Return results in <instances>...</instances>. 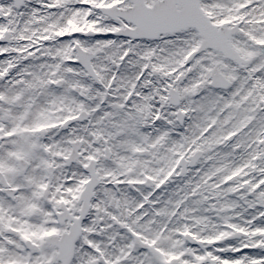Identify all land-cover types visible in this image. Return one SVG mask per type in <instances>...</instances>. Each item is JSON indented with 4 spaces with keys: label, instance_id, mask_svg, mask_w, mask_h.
<instances>
[{
    "label": "snow or ice",
    "instance_id": "obj_1",
    "mask_svg": "<svg viewBox=\"0 0 264 264\" xmlns=\"http://www.w3.org/2000/svg\"><path fill=\"white\" fill-rule=\"evenodd\" d=\"M0 264H264V0H0Z\"/></svg>",
    "mask_w": 264,
    "mask_h": 264
}]
</instances>
